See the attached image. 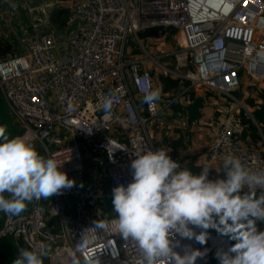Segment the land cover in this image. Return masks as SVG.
<instances>
[{
  "label": "built area",
  "instance_id": "1",
  "mask_svg": "<svg viewBox=\"0 0 264 264\" xmlns=\"http://www.w3.org/2000/svg\"><path fill=\"white\" fill-rule=\"evenodd\" d=\"M63 2L0 0V93L22 136L63 163L61 170L75 181L46 205L34 201L25 215L4 213L0 239L11 238L18 251L46 246L49 264H71V253L85 239L77 253L81 264L88 258L95 264H141L134 242L110 226L101 227L115 216L111 209L108 217L101 203L112 199L115 186L132 180L130 163L136 153L166 147L163 141L155 146L150 129L173 101L169 94L161 104L143 103L145 93L155 89L152 72L188 82L187 90L202 89L237 103L232 94L243 77L264 81V1L73 0L68 7ZM55 10L66 12L63 23L52 19ZM153 28L176 31L173 51L158 58L147 52L138 34ZM128 37L141 55L125 61ZM110 91L118 99L106 115L102 103ZM243 131L235 114L218 120L205 166L218 164L223 174L224 157L233 155L253 171L264 170L260 152L239 139ZM46 141L57 147L52 150ZM82 152L96 185L85 180ZM103 167V175H97ZM207 231L203 245L177 236L176 251L183 254L186 245L206 250L196 264H219L216 252L227 251L231 240Z\"/></svg>",
  "mask_w": 264,
  "mask_h": 264
},
{
  "label": "clouds",
  "instance_id": "2",
  "mask_svg": "<svg viewBox=\"0 0 264 264\" xmlns=\"http://www.w3.org/2000/svg\"><path fill=\"white\" fill-rule=\"evenodd\" d=\"M161 90L143 96L149 106L159 101ZM118 99L114 92L104 98L102 108L110 115ZM170 149L161 147L136 153L130 163L132 180L112 189L115 213L110 225L141 254V264H196L206 255L191 246L176 251L181 239L205 244L208 229L236 241L216 252L219 264H264V170L253 171L239 158L226 155L223 178L210 179V168L194 173L173 160ZM63 163L41 155L27 136L9 137L0 126V212L18 216L29 203L49 199L74 186L62 171ZM259 194H257V190ZM201 229L197 232L195 229ZM87 239L71 253V264H81L77 255ZM46 246L20 249L12 264H44ZM85 264H95L88 258Z\"/></svg>",
  "mask_w": 264,
  "mask_h": 264
},
{
  "label": "rangeland",
  "instance_id": "3",
  "mask_svg": "<svg viewBox=\"0 0 264 264\" xmlns=\"http://www.w3.org/2000/svg\"><path fill=\"white\" fill-rule=\"evenodd\" d=\"M61 1H64L63 4L66 3L65 7H68L67 3L73 0H61ZM52 19L56 22L60 20L64 21L66 19V13L64 11L60 12V11L55 10L53 12ZM173 32L175 35L176 31L173 30ZM154 41L155 40H151V41L149 40L146 42L144 41L142 42L147 52L150 55H152V57L154 58L160 57L162 53L164 52L173 51L175 48L174 37H172L171 40H166L165 38H163L162 40L158 42H154ZM0 52H4L2 45H0ZM132 55L140 56L141 52L137 48V45L133 41V39L131 37H128L125 43V48H124L125 61H127L129 57ZM159 62L163 64L170 63L168 59H161V58H159ZM153 72H154L153 81H154V85L156 89L158 73L156 71H153ZM194 90H195V95L197 97H202L205 99L204 100L205 103L203 104L200 110L201 112L200 119L196 123L189 125L186 118H183L180 113H175L174 111L170 109L169 112L157 118L156 122H154V124L151 126L150 130H154L155 136H154L153 141L156 147L160 145L159 144L160 141H163L165 143L166 148L170 149L168 154L169 155L175 154L176 156L178 152H181L183 154L187 153L188 150L191 149L192 146H194L192 140H195V143L197 146L202 147L204 143H207L210 140L209 138H210V132L212 131V127H208L207 125L213 123V126H214V123H216L218 119L223 118L226 115V113L235 114L238 116L240 120H241V117L244 119L250 120L253 126L256 128V131H257L256 134L264 140V134H263L264 123L259 124L256 120L257 116L255 114V113L261 114L264 108L262 100L258 97V94L261 91L262 92L264 91V81L257 82V81H253L250 78L243 77L240 88L232 94L233 97L236 99L237 103L231 102L228 99L223 98L221 96H212L211 98L210 97L207 98L205 96L206 92L204 90L196 89V88H194ZM165 100H167V98L162 97L160 95V99L158 103L161 104ZM177 101H178V104H180V106L183 108L187 106L188 104L184 96H180L177 99ZM215 111H218V112H215ZM213 117H215L214 121H212ZM245 133L247 134V131ZM66 136L68 137V140H70V142L73 140L69 134H66ZM76 139L78 140L77 137ZM212 140H213V137H212ZM60 141L63 142L62 139ZM248 141L246 139L244 143L247 145L250 142ZM33 143L37 151L38 152L41 151L44 155L41 145L34 141ZM45 143L49 147H51L52 150L57 147L56 145H53L52 142L50 141H46ZM66 144L67 143L65 141L62 146ZM58 147H61V146H58ZM255 150L260 152V155L262 159L264 160V146L262 145L260 149H255ZM83 157H84V154L82 152V158ZM88 164H89V160L86 158H83V166L85 169V173L87 175L86 182L88 184L96 185L97 182H95L94 178L92 177L93 167L92 166L89 167ZM103 171H104V167L102 169H97L96 174L103 175ZM211 175H213V172H210V177ZM96 189L106 193L105 189H102V185H98ZM107 202L108 201H103L101 203L102 209L105 211L108 210L106 206ZM103 204L105 206H103ZM110 205H111L110 208L113 209L112 199H111ZM19 215H25V214H19ZM235 242L236 241L231 240L232 245ZM44 264H49L46 258L44 259Z\"/></svg>",
  "mask_w": 264,
  "mask_h": 264
},
{
  "label": "trees",
  "instance_id": "4",
  "mask_svg": "<svg viewBox=\"0 0 264 264\" xmlns=\"http://www.w3.org/2000/svg\"><path fill=\"white\" fill-rule=\"evenodd\" d=\"M59 22L61 24L64 21L60 20ZM173 36H174V32L172 30H163L160 28L149 29L147 31L138 34V38L142 41H147L149 39L163 38V37L166 40H171ZM152 75L154 77V72H152ZM188 87H189V83L186 81H179L171 78L170 76H166L163 74H158L157 76V88L161 90V96L165 97V95L170 94V100L173 101L170 109L175 113H180L183 118H186L188 124L192 125L193 123H196L200 119L201 116L200 110L204 104L205 99L202 97H197L192 89L187 90ZM185 89L187 91L183 95L185 99L188 101V104L183 108L180 106V104H178L177 99L179 98L178 96L180 95V93H182L183 90ZM205 96L207 98L209 97L211 98L213 95L207 92ZM258 97L262 100L264 107V91L263 92L261 91L258 94ZM255 114L257 116L256 118L257 122L259 124L264 123V108L261 114L259 113H255ZM241 123L244 127V131L239 139L243 143L245 142L246 139L247 141L249 140L250 142L248 141L249 143L247 145L252 149H260L262 145L264 146V140L256 134L257 132L256 128L253 126L251 121L241 117ZM0 126L6 127L7 134L9 135L10 138L16 136H22L24 133L23 129L11 118L9 110L4 102L1 93H0ZM246 131L247 134L245 133ZM39 153L43 155L41 151ZM170 156L173 160L177 161V157L175 154H172ZM88 166L91 167L92 166L91 163H89ZM190 169L195 173L196 171L195 168L191 167ZM223 175L224 174H221L220 178H223ZM85 180L87 181L86 173H85ZM257 194L259 193L257 192ZM110 202L111 200H108V202L106 203V206L108 208L107 211L111 209ZM112 215L113 214L111 213L108 215V217H112ZM4 217L5 214L3 212H0V229L3 226ZM257 227L261 230H264V222H260L257 225ZM18 253H19L18 248L11 238L0 239V264H12L13 260L16 258Z\"/></svg>",
  "mask_w": 264,
  "mask_h": 264
},
{
  "label": "crops",
  "instance_id": "5",
  "mask_svg": "<svg viewBox=\"0 0 264 264\" xmlns=\"http://www.w3.org/2000/svg\"><path fill=\"white\" fill-rule=\"evenodd\" d=\"M193 91L195 92L194 89H193ZM213 96H216V95H213ZM204 103H205V101H204ZM215 112H218V111H215ZM210 113H212V112H210ZM214 118L215 117H213L212 121L215 120ZM220 119H218V120H220ZM207 126L208 127H212L213 123L208 124ZM212 137H213V134L210 132V138H209L210 140L207 143H204V145L202 147L197 146L196 143H195V140H192L194 146H192V148L189 149L188 152L185 153V154H183L181 152H178L177 156H176L177 157V161L180 162L183 166H187L188 168H191V167L195 168V170H196L195 173L198 174L201 171V167L205 166L206 163H207V161H206V153H207L208 146H209V144L212 141ZM209 168L211 169L210 172H213V175H211L210 178L217 177V176L221 175V172H219L220 168H219L218 164L210 165ZM99 169H102V168H99ZM102 189H104L103 186H102ZM52 198H49V200L41 199L39 202L41 204H43V205H46L50 200H52ZM33 203H34V201L29 203L27 208H26V210H24L21 214L27 213L31 209ZM103 206H105V205L103 204ZM110 211H111V209L109 211H105L104 210V212L107 214V216L109 214H111Z\"/></svg>",
  "mask_w": 264,
  "mask_h": 264
}]
</instances>
